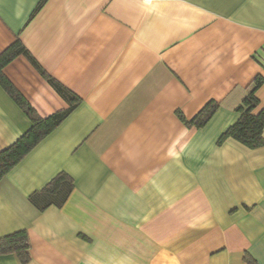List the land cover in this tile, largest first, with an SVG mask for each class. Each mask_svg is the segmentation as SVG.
I'll list each match as a JSON object with an SVG mask.
<instances>
[{"label": "crops", "instance_id": "crops-1", "mask_svg": "<svg viewBox=\"0 0 264 264\" xmlns=\"http://www.w3.org/2000/svg\"><path fill=\"white\" fill-rule=\"evenodd\" d=\"M17 39L78 97L23 54L2 67L40 117L70 109L0 179V237L26 230L25 264H264V145L219 141L264 79V0H0V53ZM255 96L257 115L264 81ZM30 126L0 86V151ZM60 173L73 189L39 211Z\"/></svg>", "mask_w": 264, "mask_h": 264}, {"label": "trees", "instance_id": "trees-1", "mask_svg": "<svg viewBox=\"0 0 264 264\" xmlns=\"http://www.w3.org/2000/svg\"><path fill=\"white\" fill-rule=\"evenodd\" d=\"M20 54L25 55L32 62L62 98L72 104L78 101L76 95L54 81L40 68L18 39L6 47L0 53V86L28 117L31 126L14 143L0 151V179H2V177H4L6 173L39 141L54 130L63 121L70 110L59 111L45 118L40 117L36 113L1 71L4 65ZM263 81L264 79L261 77L254 79L253 86L248 90L242 103L237 107V111L239 112L238 119L226 129L219 141L232 138L249 149H256L264 145V110L257 115L252 114V110L258 104L255 92L262 85ZM217 108L218 104L214 101H210L190 121H187L182 116L180 117L188 126L194 125L196 127H202L207 123ZM72 189L73 182L71 178L65 173H60L39 192L30 195L28 200L39 211H42L50 205L60 207L67 199ZM29 247L27 232L24 229L0 237V255L15 254L22 264L27 263L30 259Z\"/></svg>", "mask_w": 264, "mask_h": 264}]
</instances>
